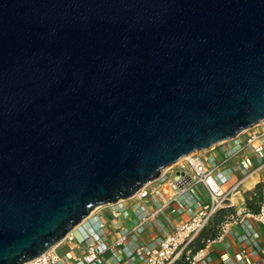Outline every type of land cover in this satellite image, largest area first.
<instances>
[{"label": "water", "instance_id": "1", "mask_svg": "<svg viewBox=\"0 0 264 264\" xmlns=\"http://www.w3.org/2000/svg\"><path fill=\"white\" fill-rule=\"evenodd\" d=\"M264 122V0H0V264Z\"/></svg>", "mask_w": 264, "mask_h": 264}, {"label": "built area", "instance_id": "2", "mask_svg": "<svg viewBox=\"0 0 264 264\" xmlns=\"http://www.w3.org/2000/svg\"><path fill=\"white\" fill-rule=\"evenodd\" d=\"M261 170L264 122L165 167L130 198L95 207L59 246L25 264H264V247H255L252 228L264 225V189L255 210L246 207L241 190ZM234 172L241 178L228 186ZM223 209L231 212L215 237L194 250L193 242ZM178 216L186 219L172 223L171 217ZM239 228L247 233L239 234ZM229 237L252 247L250 256L257 260L245 248L232 257H216L218 246L229 248Z\"/></svg>", "mask_w": 264, "mask_h": 264}, {"label": "crops", "instance_id": "3", "mask_svg": "<svg viewBox=\"0 0 264 264\" xmlns=\"http://www.w3.org/2000/svg\"><path fill=\"white\" fill-rule=\"evenodd\" d=\"M235 165V162H231L230 166ZM241 178V174L239 172H234L231 176V180L229 182V185L234 184L235 182H237L239 179ZM264 180V170H261L259 172H257L256 174L252 175L251 177H249L242 185L241 190L243 191V197H244V193L246 191L252 190L254 188V186L260 182ZM186 217L185 216H178V217H171V221L172 223H179L183 220H185ZM252 228L256 233V240H255V247L256 248H261L264 247V242H262V238H264V225H257V224H252ZM237 232L239 234H246L247 232L244 229H237ZM227 243L229 244V248H224L223 246H218L216 248V253L215 256L217 257L219 254H226L230 257H232L234 254L238 253L240 251V249H246V252L249 254V256L251 255V251H252V247H248L246 248L244 246V244L242 243H238L237 241H235L234 238L229 237L227 238ZM250 258L252 259V261H256L257 257L254 256H250ZM106 264H112L111 262H108Z\"/></svg>", "mask_w": 264, "mask_h": 264}, {"label": "trees", "instance_id": "4", "mask_svg": "<svg viewBox=\"0 0 264 264\" xmlns=\"http://www.w3.org/2000/svg\"><path fill=\"white\" fill-rule=\"evenodd\" d=\"M262 189H264V180L258 182L252 190L246 191L244 193V200L247 208L252 210L257 209L261 201ZM230 212V209H223L216 214L211 225L206 230H204L193 242L194 250L201 249L206 239L215 237L219 224Z\"/></svg>", "mask_w": 264, "mask_h": 264}, {"label": "rangeland", "instance_id": "5", "mask_svg": "<svg viewBox=\"0 0 264 264\" xmlns=\"http://www.w3.org/2000/svg\"><path fill=\"white\" fill-rule=\"evenodd\" d=\"M64 250H65V247H64V246H60V248L58 249V251H59L60 253H63Z\"/></svg>", "mask_w": 264, "mask_h": 264}, {"label": "bare ground", "instance_id": "6", "mask_svg": "<svg viewBox=\"0 0 264 264\" xmlns=\"http://www.w3.org/2000/svg\"><path fill=\"white\" fill-rule=\"evenodd\" d=\"M61 243H62V242L58 243V244L56 245V247L59 246Z\"/></svg>", "mask_w": 264, "mask_h": 264}]
</instances>
